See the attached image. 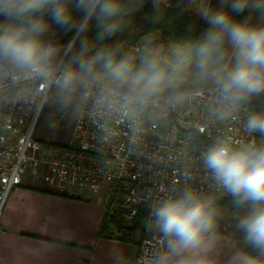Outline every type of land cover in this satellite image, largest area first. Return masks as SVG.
<instances>
[{
    "label": "clouds",
    "instance_id": "obj_1",
    "mask_svg": "<svg viewBox=\"0 0 264 264\" xmlns=\"http://www.w3.org/2000/svg\"><path fill=\"white\" fill-rule=\"evenodd\" d=\"M134 10L125 0H0V87L36 83L40 88L54 85L65 95L89 94L103 77L100 102L136 116L159 103L194 65L197 77L211 81L222 103L234 110L264 95V0L201 5L207 29L195 40L173 45L172 59H165L159 48L146 47L135 57L122 53L119 45L97 47L121 30ZM254 17L262 22L253 23ZM52 25L73 33L78 49L45 40ZM92 27L94 38L87 35ZM167 99L175 105L183 96ZM245 128L264 136V113L248 115ZM203 160L216 183L237 204L248 206L237 224L248 247L234 253L229 264H264V143L252 139L234 147L230 138L219 139ZM214 204L213 197L187 189L154 207L165 245L152 264H216L208 245L216 225Z\"/></svg>",
    "mask_w": 264,
    "mask_h": 264
},
{
    "label": "built area",
    "instance_id": "obj_2",
    "mask_svg": "<svg viewBox=\"0 0 264 264\" xmlns=\"http://www.w3.org/2000/svg\"><path fill=\"white\" fill-rule=\"evenodd\" d=\"M53 86L0 87V215L10 191L28 176L70 198L116 185L123 194L120 208L128 219L139 205H147V226L138 240L136 264H152V257L165 245L152 215L161 201L187 189L214 201L233 198L204 164L209 147L227 138L234 147L252 139L264 143V136L249 134L245 128L248 115L264 111L247 104L234 110L222 103L214 86L165 93L159 103L126 116L100 102L104 85L98 83L89 94L78 91L82 104L69 141L46 143L33 132ZM173 94L183 99L168 103ZM150 225L155 232H150ZM226 229L216 223L214 234Z\"/></svg>",
    "mask_w": 264,
    "mask_h": 264
},
{
    "label": "crops",
    "instance_id": "obj_3",
    "mask_svg": "<svg viewBox=\"0 0 264 264\" xmlns=\"http://www.w3.org/2000/svg\"><path fill=\"white\" fill-rule=\"evenodd\" d=\"M40 184L26 182L7 197L0 215V264H136V247L98 238L106 199L26 187L45 188ZM208 245L216 264H229L241 249L227 232L213 234Z\"/></svg>",
    "mask_w": 264,
    "mask_h": 264
},
{
    "label": "trees",
    "instance_id": "obj_4",
    "mask_svg": "<svg viewBox=\"0 0 264 264\" xmlns=\"http://www.w3.org/2000/svg\"><path fill=\"white\" fill-rule=\"evenodd\" d=\"M125 3L133 5L135 10L131 11L124 18V24L120 31L102 42H97V47L101 46V44L119 45L122 53L138 57L146 47L157 48L159 46L162 56L165 59H172L171 47L173 45L199 38L208 27L201 16L189 8L190 0H165V3L161 4H157L155 0H139L138 6H136L137 0H125ZM217 6L215 5V7ZM246 15L247 13L241 14L238 18L243 19ZM252 22L260 23V20L254 17ZM96 31L92 27L87 35L90 38H94ZM154 33L157 34L155 42L140 45L143 38ZM44 39L66 46L70 45L69 41H73L70 46L72 47V44L76 45L73 51L79 47L78 40L74 37L73 33H65L63 29L55 25L51 26V30L46 34ZM126 48L136 49L139 55L128 51ZM228 51L229 57L226 58L225 63L230 59L231 49L229 48ZM137 63H139L138 59ZM196 73L197 69L192 65L186 68L182 74L179 81L182 82L186 90L213 87L211 81L200 80ZM176 90V88L170 87L166 89L164 94ZM247 105L260 110L264 105V95L253 98ZM111 186V195L105 201V213L98 230V238L137 248L138 240H135L137 233L141 232V236H143L147 226V205H139L136 214L128 219L125 211L120 208L123 198L121 190L116 185ZM26 187L41 192L53 193L46 188ZM244 206L247 205L237 204L233 198H224L215 201L214 204L216 210L217 208H223L232 212L240 211ZM216 223L221 224L218 215L216 216ZM240 247L247 248L248 246L243 243Z\"/></svg>",
    "mask_w": 264,
    "mask_h": 264
},
{
    "label": "rangeland",
    "instance_id": "obj_5",
    "mask_svg": "<svg viewBox=\"0 0 264 264\" xmlns=\"http://www.w3.org/2000/svg\"><path fill=\"white\" fill-rule=\"evenodd\" d=\"M157 4L165 3V0H155ZM209 4L212 7L218 5V0H190L189 8L196 14L199 15V8L203 4ZM262 21H260L261 23ZM157 40V34H151L142 39L140 45L150 44ZM157 48L160 49L158 46ZM138 54V51L134 48H126ZM98 84L104 85V78L101 77ZM172 88L177 90H186L181 81L175 82ZM82 104V97L79 92L72 95H65L58 92V90L53 86L48 94V97L44 103L42 111L39 115L38 121L35 125L33 135L36 139L41 140L46 143H56V144H66L72 133L75 119L79 113ZM30 176H28L27 182L30 184H36L41 186V182H32ZM46 189L51 191V186L45 185ZM112 186L108 185L102 188L97 194L87 193L89 198L100 197L103 200L108 199L111 195ZM105 201V200H104ZM248 211V206H244L240 211H229L223 208H217L216 213L221 221V224L226 226V232L232 236L240 244H243V234L238 229L237 224L240 218L246 214ZM150 232H155L156 228L150 225ZM245 245V244H244Z\"/></svg>",
    "mask_w": 264,
    "mask_h": 264
},
{
    "label": "water",
    "instance_id": "obj_6",
    "mask_svg": "<svg viewBox=\"0 0 264 264\" xmlns=\"http://www.w3.org/2000/svg\"><path fill=\"white\" fill-rule=\"evenodd\" d=\"M261 111H262V112L264 111V105L262 106ZM140 237H141V232H138L135 240H136V241L139 240Z\"/></svg>",
    "mask_w": 264,
    "mask_h": 264
}]
</instances>
